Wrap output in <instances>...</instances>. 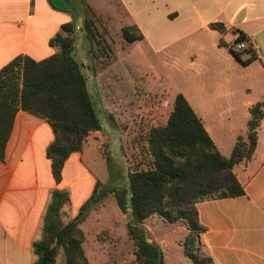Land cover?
I'll return each mask as SVG.
<instances>
[{"label": "crops", "instance_id": "crops-1", "mask_svg": "<svg viewBox=\"0 0 264 264\" xmlns=\"http://www.w3.org/2000/svg\"><path fill=\"white\" fill-rule=\"evenodd\" d=\"M116 2L123 9L125 25H136L141 31L144 39L137 42L158 53L200 30L221 38L220 32L210 27L212 23L226 26L224 37L233 34L230 41L224 38L229 45L240 32L246 35L249 46L258 55L257 60L243 64L228 46L219 45V38L218 48L225 59L212 60L207 79H199L194 92L182 93L203 120L218 149L230 157L238 137L248 132L250 108L264 101V89L258 88L264 83V0ZM79 7V0H0V71L18 56L41 61L58 52L60 48L51 46L50 41L64 24L73 21L74 15L82 22ZM181 20L186 21V27L175 31ZM84 52L83 56L79 54L76 43L75 56L83 65L90 93L94 98L92 88L96 87L98 99L107 104L100 79L102 73L94 72L88 49ZM249 58L250 54L242 55L243 60ZM117 63L111 68L115 70ZM194 67L196 76H203L202 66ZM119 88L120 83L115 80L111 89ZM115 97L116 104H108L106 109L109 107L110 114L119 116L122 99L119 93ZM141 115L147 117L148 111L141 109ZM102 125L101 131L87 137L82 151L71 154L62 181L57 183L47 154L55 139L54 129L39 116L23 110L17 113L5 161L0 160V264H35L33 245L43 235L45 214L55 190L70 193L71 202L64 208V214H71V219L91 198L97 182H101L97 174L101 155L97 150L102 142L111 145L113 140ZM223 147L231 154H224ZM234 172L244 186V195L197 203L200 222L206 228L201 236L204 250L214 259V264H264V119L253 158L235 166ZM76 195L83 198L78 210L71 213Z\"/></svg>", "mask_w": 264, "mask_h": 264}, {"label": "trees", "instance_id": "trees-1", "mask_svg": "<svg viewBox=\"0 0 264 264\" xmlns=\"http://www.w3.org/2000/svg\"><path fill=\"white\" fill-rule=\"evenodd\" d=\"M81 1L85 4V38L90 46L103 41L101 51L110 54L113 49L100 38L96 20L92 18L96 11L86 0ZM73 17L50 41L51 46L60 48L58 52L41 61L18 56L0 71V160L5 161L17 113L23 110L39 116L55 132L47 154L57 183L62 181L64 166L71 154L82 151L87 137L103 129L83 65L75 56L79 22L77 15ZM210 27L220 32L219 45L228 46L240 62L248 65L258 59L251 46L237 50L239 43L247 41L244 33L239 31L240 35L229 45L224 39L227 28L223 23H212ZM121 32L127 44L144 39L136 25H125ZM246 53L250 58L243 60L242 55ZM93 70L97 72L94 66ZM173 106L168 122L151 127L145 135L151 165L130 171L127 188L108 189L115 194L121 211L129 215L127 231L135 248V260L131 264H165L162 249L144 226L155 215L170 224L186 223L184 254L193 264H214L201 240L206 228L200 222L197 203L245 194L234 168L248 163L254 156L264 119V101L250 108L248 132L238 137L230 157L221 153L203 120L182 93L177 94ZM103 188L106 189L97 182L91 198L69 222L63 216L64 208L71 202L70 193L60 189L53 192L42 238L33 245L35 264H90L84 249L85 232L80 225L91 206L105 198L107 191ZM60 252L64 257L62 263L57 261Z\"/></svg>", "mask_w": 264, "mask_h": 264}, {"label": "rangeland", "instance_id": "rangeland-1", "mask_svg": "<svg viewBox=\"0 0 264 264\" xmlns=\"http://www.w3.org/2000/svg\"><path fill=\"white\" fill-rule=\"evenodd\" d=\"M86 3L96 11L95 17L91 13L90 16L96 20L100 38L113 49L105 55L101 51L103 41L90 46L83 32L85 4L79 0L82 22L76 33V43L82 56L88 49L91 66L96 68L97 73H102L100 79L107 104L98 99L97 88L92 89L101 122L108 129V137L113 140L111 145L102 142L104 144L97 150L101 155L97 174L106 188H103L107 191L106 196L91 206L80 228L85 232L84 249L90 264H131L135 260V248L127 231L129 215L121 211L115 194L108 189L114 186L127 188L130 171L151 165L146 133L153 126L166 124L174 110L177 94L194 92L198 80L207 79L209 64L214 62L212 60L223 61L225 57L218 48L220 35L205 30L160 53L142 42L127 44L121 32L127 22L124 21L120 4L116 0H86ZM185 27L186 21L181 20L174 30L180 31ZM224 38L230 41L233 34H227ZM116 61L115 70L118 72L111 68ZM195 64L202 66L203 76H196ZM115 80L120 83V90L111 89ZM258 88L264 89V83ZM118 93L122 99L119 102V116L117 113L110 114L109 107L106 109L108 104H116L115 96ZM141 109L148 111L147 117L141 118ZM222 152L231 154L226 147L222 148ZM69 181L72 182L70 178ZM82 198L74 196L71 213L78 210ZM71 217V214L63 216L65 222L71 221ZM144 226L162 249L165 264H193L184 254V241L188 234L186 223L170 224L157 215L148 219ZM63 260V253L60 252L57 261L62 263Z\"/></svg>", "mask_w": 264, "mask_h": 264}, {"label": "built area", "instance_id": "built-area-1", "mask_svg": "<svg viewBox=\"0 0 264 264\" xmlns=\"http://www.w3.org/2000/svg\"><path fill=\"white\" fill-rule=\"evenodd\" d=\"M237 48H238L239 50H247V49H249V44H248L247 41H242L241 43H239V44L237 45Z\"/></svg>", "mask_w": 264, "mask_h": 264}]
</instances>
